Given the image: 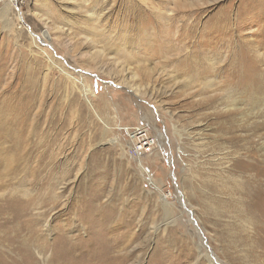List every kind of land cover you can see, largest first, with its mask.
<instances>
[{"label": "rangeland", "instance_id": "374dc122", "mask_svg": "<svg viewBox=\"0 0 264 264\" xmlns=\"http://www.w3.org/2000/svg\"><path fill=\"white\" fill-rule=\"evenodd\" d=\"M0 112L31 125L0 194L48 202L50 264L107 214L126 264H258L202 205L264 190L237 165L264 170V0H0ZM138 129L151 154L131 153Z\"/></svg>", "mask_w": 264, "mask_h": 264}, {"label": "bare ground", "instance_id": "6f19581e", "mask_svg": "<svg viewBox=\"0 0 264 264\" xmlns=\"http://www.w3.org/2000/svg\"><path fill=\"white\" fill-rule=\"evenodd\" d=\"M10 3L13 4L12 1H10ZM82 87H84L83 84ZM20 115L18 114V116ZM2 117L0 112V155L7 152L6 147L3 146L9 143L10 146L7 147L9 150L8 152L17 149L15 156L19 159L24 154L23 146L27 144L26 135H28L27 132L30 133L31 125L24 120V118L19 119L16 118V116L4 123L2 122ZM237 137L235 135H229L231 142H234ZM15 156L0 158V182H2L0 183V189L4 188L6 184L3 180L16 175V162L18 160L15 159ZM255 162L257 163V161ZM237 165L240 170L246 169L253 171L254 177L256 178L264 173V170L256 167L257 165L253 166L242 162L237 163ZM240 176H238V178H240ZM238 178L237 180L239 181ZM250 182L251 181L242 187L240 194H233L231 197L229 196L231 195L230 193L226 194L230 197L228 199L230 202L223 201L219 198L214 206H208L203 203L202 209L207 210V212L212 215L214 225H217V223L221 221V216L218 213L219 211L230 210L234 214V216L231 217L232 222H230V226H232V228L239 226L243 229L245 234L241 236V239L245 246L250 248L248 251L249 255L257 258L258 264H264V190L261 186L252 185L250 187ZM13 187L9 190L11 194H0V264H37L33 261V252L41 264H50V260L46 257L47 252L50 250V241L48 240L50 237V222L47 221L45 217V208L48 202L44 199L40 200L38 203L33 199L30 200L29 196L31 194H25L23 185ZM231 187L233 186L231 185ZM236 196L239 197L236 198ZM89 197L87 201L86 199L84 200V202L88 204H85V206L89 207H87L88 213L84 214V211H80V208L76 210V215L80 216V219L87 225H85L86 227H88L92 221L95 222V220L91 219L92 215L95 213H91L93 209L89 205L91 202L96 201L97 197L94 194H90ZM21 198H27L29 200L22 201ZM199 202L198 200V203ZM27 208L33 211V215L30 217ZM95 212L97 211L95 210ZM107 215L99 219L103 227L106 221L108 222ZM74 219L76 218L74 217ZM102 226H99L96 232L90 231L88 237L84 241H78V244L69 245L64 241L60 243L59 248L53 247V251L62 256V262L59 264H126V258L124 259L114 255L115 252H117L116 248L119 247V253L122 245V241L115 240L112 236L116 228L113 227L110 232L104 236V233H102ZM79 228L80 226L75 221L74 226L72 228L70 227V231L75 233L80 230ZM87 229L89 230V228ZM22 232H26L28 237H26L25 233V237H20V233ZM29 248L33 249V252H31ZM212 258L215 259L214 255Z\"/></svg>", "mask_w": 264, "mask_h": 264}, {"label": "built area", "instance_id": "2783aa9c", "mask_svg": "<svg viewBox=\"0 0 264 264\" xmlns=\"http://www.w3.org/2000/svg\"><path fill=\"white\" fill-rule=\"evenodd\" d=\"M131 137L134 140V147L131 149L132 154L139 156L152 153L155 145L144 129L135 130Z\"/></svg>", "mask_w": 264, "mask_h": 264}]
</instances>
